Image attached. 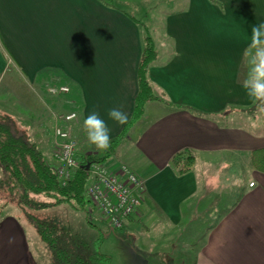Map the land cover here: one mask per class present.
Instances as JSON below:
<instances>
[{
	"label": "crops",
	"instance_id": "0c3cea01",
	"mask_svg": "<svg viewBox=\"0 0 264 264\" xmlns=\"http://www.w3.org/2000/svg\"><path fill=\"white\" fill-rule=\"evenodd\" d=\"M128 1L0 0V78L15 69L23 87L10 106L0 101V111H9L21 128L39 130L57 104L40 91L63 82L80 101L82 130L96 111L116 137L124 125L108 111L120 108L130 119L149 36L122 8ZM163 2L184 5L169 7L163 17L170 53L161 58L151 38L156 55L147 77L157 99L145 104L137 136L126 137L134 146L124 152L144 190L123 227L134 229L136 216L154 213L156 222L144 228H171L181 236L189 264H264V172L250 163L251 153L264 148L263 101L242 87L251 27L264 22V0L155 4ZM184 149L195 163L180 174L170 159ZM234 177L245 186L232 187ZM249 177L256 181L252 188ZM34 255L23 222L13 213L0 215V264H36Z\"/></svg>",
	"mask_w": 264,
	"mask_h": 264
},
{
	"label": "rangeland",
	"instance_id": "374dc122",
	"mask_svg": "<svg viewBox=\"0 0 264 264\" xmlns=\"http://www.w3.org/2000/svg\"><path fill=\"white\" fill-rule=\"evenodd\" d=\"M111 2L116 6H121V3L116 4L115 0H111ZM155 2L156 0H130L127 5H122V8L140 22L142 28H145L146 34L154 40L156 49L162 50L161 52L163 53V56L161 58H164V55L166 56L170 53L171 46L165 34L163 21L164 14L168 11L169 7H175L177 9L183 6L184 2H180V4L174 3L172 6H170V3L166 2L160 4H155ZM145 7L150 9L146 10ZM247 64L246 61L244 69L248 67ZM16 72L15 69H8L6 76L2 79L0 78V101L2 100L5 105L8 106H10L15 100L12 98L18 97V92L23 90L21 79H19L20 77ZM14 75L18 79H14ZM54 83L57 84V82H49L44 94L42 93L43 91H40L45 98H51L50 100L57 103L55 104L56 107L47 110L48 116L46 119L42 120L43 122L41 121L43 123L42 125H45V128H47L48 131H46V129L42 130L43 128L38 130L34 127V130L28 132L26 130V134L29 135L32 140L37 142L39 148L49 158L54 157L53 152L55 144L58 143L55 138L56 128L69 130V140L74 141L72 142L76 146L77 155H86L88 153L101 155L102 151L97 150L94 145H91L87 141L86 133L80 127V116L77 109L70 107L67 108L65 106L66 102L64 97L60 96L61 94L59 93L57 95L55 88L56 84ZM12 86H15V89H17L12 90ZM62 86H66L67 91L69 90L67 85ZM49 93L53 96L49 95ZM260 108L261 111L259 114L261 116L258 114V117H261L264 120V101ZM19 109H22L20 111L25 112V107H20ZM73 112L75 113V116L67 120L66 116ZM2 113L9 114L10 117L13 118L12 114L5 109L0 111V114ZM137 121L138 120L133 123V125L135 124L134 126L132 125L133 128L131 126L128 129L130 130L132 128V130L128 132L126 130V135H124L125 137L123 136L124 139L120 141L116 150L108 156L109 158L105 159V163L108 162L107 164L114 168H117L119 165H127L131 168L125 160L126 156L124 157V152L127 155L130 154L128 153L129 149L134 146V143H131L130 139L127 140L126 137L130 136L133 139L137 136L136 133H138V129L141 125V123ZM15 128L24 134L23 130L25 127L21 128L20 125L16 124ZM84 133L85 136H83ZM133 151H135L134 148ZM3 176V171L0 168V178ZM140 180L144 185V181L141 178ZM90 182L91 176L89 175L88 184ZM2 188L0 189V215L13 213L23 222V225L28 232V244L30 250L34 254L36 253V264H47L48 261L46 259L49 257L48 253L50 252L38 237L32 224L24 216L18 215L15 201L9 193ZM38 198L46 201L50 200L49 197L47 198L44 195H40ZM40 216L67 229L72 236L84 240L91 250L99 251L102 254L108 255L110 257V264H189L190 262L188 259L189 255L183 251L185 246L181 242L184 241V239L181 236L179 237L175 232L171 233V228L154 227L152 224L150 225L151 228H144L143 224L148 225V223L156 222V216L154 213H147V217L144 219H139L136 216L133 219L135 221L134 229L121 227L115 228L114 231L110 229V225L96 210L90 211L88 223L86 213L83 210L74 209L67 203L48 206L41 211ZM125 222L126 221H124V224ZM126 226L127 225H125V227Z\"/></svg>",
	"mask_w": 264,
	"mask_h": 264
},
{
	"label": "trees",
	"instance_id": "16d2710c",
	"mask_svg": "<svg viewBox=\"0 0 264 264\" xmlns=\"http://www.w3.org/2000/svg\"><path fill=\"white\" fill-rule=\"evenodd\" d=\"M99 1L109 6L112 4L111 0ZM155 55L152 39L146 36L137 70L139 90L128 123L111 139V147L107 151H102L101 155L76 153L78 167L72 170L71 177L64 184L56 172L58 165L56 159L49 158L39 148L37 142L26 134V130L27 132L30 130L27 128L23 130L24 134L21 133L15 128L17 123L9 114H0V168L4 175L0 178V189L3 187L2 189L9 193L15 201L18 215L24 216L32 224L38 237L47 247L50 252L46 259L47 264H110L108 255L91 250L84 240L72 236L67 229L41 217L40 214L48 206L67 203L74 209L83 210L89 223V210L92 205L87 193L89 173L84 167L87 163L94 162L107 164L105 159L122 140L126 130L143 114L145 104L157 99L147 77L148 66ZM62 85H67L69 90L67 92L59 90L58 87ZM55 88L57 95L59 93L64 97L67 108H79L77 103L80 101L76 100L75 91L71 90L69 84L60 82ZM42 124L40 123L39 127L48 131ZM194 163L195 156L187 149L176 152L170 159V164L180 174L190 171ZM250 163L254 169L264 172V148L251 153ZM40 195L49 197L50 200H41L38 198Z\"/></svg>",
	"mask_w": 264,
	"mask_h": 264
},
{
	"label": "built area",
	"instance_id": "2783aa9c",
	"mask_svg": "<svg viewBox=\"0 0 264 264\" xmlns=\"http://www.w3.org/2000/svg\"><path fill=\"white\" fill-rule=\"evenodd\" d=\"M58 89L67 91L66 86ZM73 116L74 112L66 118L69 120ZM69 137V130L56 128L55 138L58 143L55 144L53 155L58 161L56 172L63 184L71 177L72 170L78 167L76 146ZM108 165L94 162L89 163L88 167L85 165L84 169L91 176L87 186L92 205L89 211L96 210L110 228L115 229L121 228L125 219L135 213L144 185L138 174L127 165H119L117 168Z\"/></svg>",
	"mask_w": 264,
	"mask_h": 264
},
{
	"label": "clouds",
	"instance_id": "9594fccd",
	"mask_svg": "<svg viewBox=\"0 0 264 264\" xmlns=\"http://www.w3.org/2000/svg\"><path fill=\"white\" fill-rule=\"evenodd\" d=\"M248 69L242 87L248 97L256 101H264V22L251 27L250 43L248 44ZM108 117L114 122L125 125L128 115L120 108H111ZM83 130L87 141L99 151H107L111 147V136L108 124L96 111H92L83 120ZM256 181L249 177L248 188L255 186ZM231 186L241 188L245 181L241 177H234Z\"/></svg>",
	"mask_w": 264,
	"mask_h": 264
},
{
	"label": "water",
	"instance_id": "95a60500",
	"mask_svg": "<svg viewBox=\"0 0 264 264\" xmlns=\"http://www.w3.org/2000/svg\"><path fill=\"white\" fill-rule=\"evenodd\" d=\"M86 166L88 167L89 166V163H87ZM111 230H112V228H111Z\"/></svg>",
	"mask_w": 264,
	"mask_h": 264
}]
</instances>
